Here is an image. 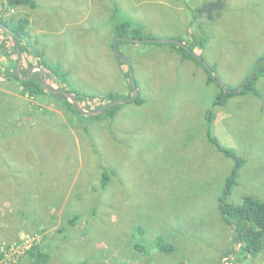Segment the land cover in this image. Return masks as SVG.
Segmentation results:
<instances>
[{
    "label": "rangeland",
    "instance_id": "374dc122",
    "mask_svg": "<svg viewBox=\"0 0 264 264\" xmlns=\"http://www.w3.org/2000/svg\"><path fill=\"white\" fill-rule=\"evenodd\" d=\"M123 1L119 20L131 24L129 35L139 29L171 41L121 44L117 55L131 60L122 58L124 69L106 38H88V22L72 25L66 38L30 27L27 41L50 64H71L68 88L82 95H125L134 76L140 104L126 103L114 118L74 119L57 94L24 96L19 78H0V264H17L41 229L50 256L44 264H237L238 256L241 264H264V248L240 253L237 228L220 212L237 163L207 137L212 111L220 143L244 162L226 201H264V71L254 82L258 95L215 104L222 88L239 91L264 65V0ZM59 4L79 19L80 1ZM41 24L53 32L62 23L43 17ZM12 39V59L0 48V67L19 75ZM176 42L194 56L184 57ZM19 264L36 263L25 256Z\"/></svg>",
    "mask_w": 264,
    "mask_h": 264
},
{
    "label": "trees",
    "instance_id": "16d2710c",
    "mask_svg": "<svg viewBox=\"0 0 264 264\" xmlns=\"http://www.w3.org/2000/svg\"><path fill=\"white\" fill-rule=\"evenodd\" d=\"M37 0H0V4L2 5L0 8V30L3 31L5 35V39L3 41H0V48L2 49V52L5 53L7 59H12L11 53L9 52V47L6 41L13 37L14 40H17L18 46L12 39V45L13 50L17 52V58L14 59V61H19V52L22 54L23 61L21 65V73L17 75L15 72V67L12 69H2L0 67V78L8 79L9 77H15L20 79L19 86H21V89L19 88V93L23 94L24 96H32L37 97L38 93H51L43 84L41 71H38L34 73L30 78L25 79V76L29 72V70L34 66H41L46 70L47 73V81L48 84L51 87L60 89V90H67L71 93L80 103L83 104V106L93 111L109 102H112L114 100H118L121 98H130L132 96V92H130V89H133V86H131L129 89H126L125 95H120L117 91H111V93L107 97H102L103 95H99L102 100L99 98H96L95 95L91 94H85L82 95L80 93H77L70 88H68L69 84V75L66 71L63 70L62 66L60 64L53 65L50 64L46 59L41 58L42 53L40 50L35 48L34 45L30 46V43L27 41V38L29 37V28L31 27V18H30V12L26 11V8L34 9ZM4 26H6V30H4ZM131 27V24L128 22H123L117 27V34L118 36H129L133 38H145L147 37L145 34H143L139 29L133 30L131 33L128 34V29ZM4 28V29H3ZM128 41V40H127ZM171 41H169L170 43ZM177 48L182 52L184 57H191L194 56L191 51L186 48L185 46L178 45L177 43H174ZM204 45V44H203ZM202 45V46H203ZM116 46L119 47V41L116 42ZM115 51L116 47L114 45ZM118 57V60H120L123 64L124 60L120 56L115 53ZM30 55L38 56L39 60H36V62L30 61ZM122 56V55H121ZM197 58V57H196ZM125 59V58H124ZM130 60V59H129ZM131 61V60H130ZM199 62V61H198ZM27 68V71H26ZM261 71H264V65L262 64L254 78L249 79L246 84H244L239 91H226L222 88L221 93L219 94L218 98L215 101V104H224L231 96L235 94H243L248 91L253 92L254 94L258 95L259 91L255 88L254 82L258 78ZM131 76V75H130ZM132 80V79H131ZM214 79L212 76L209 78V82H212ZM58 97H61V99H65L66 103L69 105H62L63 109L66 108L65 111L70 113L72 118L74 119H80V116L88 117V118H95L96 120H101L102 115L104 113L107 114L108 118L112 117L114 118L118 111L125 106L126 103H132V102H124L117 105L110 106L109 108L105 109L102 113L99 115H88L85 112H83L75 103L70 101L69 97L66 98L63 94H57ZM104 100V101H103ZM99 101V102H98ZM136 104H140L141 98L139 97L136 101H133ZM99 104V105H95ZM42 107V106H40ZM68 108V109H67ZM207 121H208V128H207V137L208 140L212 145H215L219 150L224 152L226 155L234 158L236 160V167L233 168V171L231 173V176L227 179V184L225 188L224 196L221 198L220 201V212L222 216L224 217L225 221L228 223H232L237 228L236 231V240L239 243L238 247L242 249L240 253H244L245 258L248 257L249 254H254L261 252L264 248V201L259 200L258 198L247 195L243 197V201L238 204L230 203L226 201V196H228L232 192V188L237 184V179L239 175V169L243 165V161L236 157L235 153L223 146L220 143L219 138L215 135L214 129H213V121H214V114L212 111L208 112L207 114ZM111 172H115L114 170H111ZM111 173L107 171L106 177L104 178V181L102 182L106 186L109 184ZM82 216V215H81ZM80 218V215H75L72 219H70V224L77 227L78 222L77 221ZM82 218V217H81ZM75 222V223H74ZM42 232V237L39 241L34 242L32 247L23 255L21 258L18 259L17 264L20 263L21 259L25 256H29L32 260H34V263L36 264H44L49 259V247L47 246L46 235L43 232V229L39 230ZM173 249H175V246L173 245ZM47 250V251H46ZM239 251V250H238ZM48 253V254H47ZM0 256H3V253H0ZM35 257H37V261L35 260ZM226 257V256H225ZM236 257V256H235ZM228 260V258H227ZM244 261L241 256L237 257V264H241V262Z\"/></svg>",
    "mask_w": 264,
    "mask_h": 264
},
{
    "label": "crops",
    "instance_id": "0c3cea01",
    "mask_svg": "<svg viewBox=\"0 0 264 264\" xmlns=\"http://www.w3.org/2000/svg\"><path fill=\"white\" fill-rule=\"evenodd\" d=\"M70 1H80L82 3V8L76 7L79 12V19H74L72 16V7L68 8L64 5L59 4L61 0H37L35 3V8L31 10V8H26V11L30 12L31 18V29L34 31L36 35L39 36L40 33H44L46 35L54 34L56 36H61L62 38H66V31L74 25L78 24L80 21L83 24L89 23L91 30L88 35V38H95L97 41L99 39L106 38L110 49L113 51V58L116 60V64H120V66L124 69V64L118 60L116 56V51L114 48V40L117 39V27L121 24L120 16L123 14L120 13V7L124 6L123 0H70ZM43 17L50 19H59L61 20V26L57 28L55 31H49L43 28L44 24H41V19ZM50 26V25H49ZM51 27V26H50ZM93 32V33H92ZM127 37V36H125ZM69 38L67 37V40ZM59 41V40H58ZM57 41L60 48L63 50L62 45ZM114 41V42H113ZM119 46L125 44V48H129L130 42H132L133 46L136 45L135 43L138 41H127L125 39L119 38ZM124 49V48H123ZM68 52V51H67ZM70 55H74L73 52H68ZM125 56L126 52H122ZM133 63V62H132ZM133 66H135L133 64ZM63 70L66 71L70 76L73 75L72 66L71 64H64L62 66ZM27 71V68H26ZM40 71L39 68H34L30 77ZM19 88H16V92L19 93ZM21 89V88H20ZM140 90V89H139ZM132 89H130V92ZM20 94V93H19ZM133 94V93H132ZM183 102H189L190 97L185 96L181 98ZM50 107L54 106V111L56 110V106L51 103ZM28 118H24L27 120ZM4 224H1L3 227ZM6 227V226H5ZM24 234H21V238ZM4 239V238H3ZM3 241V240H2Z\"/></svg>",
    "mask_w": 264,
    "mask_h": 264
},
{
    "label": "water",
    "instance_id": "95a60500",
    "mask_svg": "<svg viewBox=\"0 0 264 264\" xmlns=\"http://www.w3.org/2000/svg\"><path fill=\"white\" fill-rule=\"evenodd\" d=\"M119 38H122V39H125V40H128V41H140V42H154V41H157V42H168V41H170V40H156V39H147V38H142V39L141 38H138V39H136V38H129V37H125V36L117 37V39H119ZM117 39L114 42L115 47H117L116 46ZM14 42L18 46L17 40H14ZM177 42H178V44H182L180 41H177ZM122 57L125 58V59L128 58L126 56H122ZM21 61H22V55L20 54L19 61H18V67H17V70H18L19 73H20V63H21ZM36 67L39 68V70L42 72L43 84H44V86L49 91H51L52 93H55V94H63L66 97H69L70 101H72L73 103H75L83 112H85L88 115H99L100 113H102L105 109L109 108L110 106L117 105V104L124 103V102H133V101H136L140 97V92H139V89H138V84L136 83L135 77L133 76V78H132L133 89H134V95H133V97L114 100V101L109 102V103H107V104H105V105H103V106H101V107H99V108H97V109H95L93 111H90V110L85 109L80 104V102L73 95L69 94L68 92H65L64 90H60V89L51 87L48 84V81H47V73H46V70L43 67H41V66H36ZM31 73H32V71H31ZM131 74H132V71H131Z\"/></svg>",
    "mask_w": 264,
    "mask_h": 264
},
{
    "label": "built area",
    "instance_id": "2783aa9c",
    "mask_svg": "<svg viewBox=\"0 0 264 264\" xmlns=\"http://www.w3.org/2000/svg\"><path fill=\"white\" fill-rule=\"evenodd\" d=\"M14 256H15L14 254H10V255H9V260H12V259L14 258ZM13 261H14V260L10 261V263H13Z\"/></svg>",
    "mask_w": 264,
    "mask_h": 264
},
{
    "label": "flooded vegetation",
    "instance_id": "af4514ba",
    "mask_svg": "<svg viewBox=\"0 0 264 264\" xmlns=\"http://www.w3.org/2000/svg\"><path fill=\"white\" fill-rule=\"evenodd\" d=\"M133 95H134V93H133ZM133 95H132L131 97H133ZM131 97H130V98H131Z\"/></svg>",
    "mask_w": 264,
    "mask_h": 264
}]
</instances>
